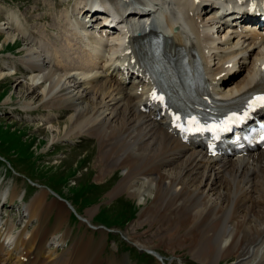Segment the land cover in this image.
<instances>
[{"label":"bare ground","instance_id":"bare-ground-1","mask_svg":"<svg viewBox=\"0 0 264 264\" xmlns=\"http://www.w3.org/2000/svg\"><path fill=\"white\" fill-rule=\"evenodd\" d=\"M89 1L95 3L97 0H73L71 7L55 14V25L60 30L58 39L61 38V43L51 44L47 51L50 53V60L47 62L46 75L43 73L44 59L40 61V53L36 50L39 46L36 49H24L25 55H22L20 64L29 73L25 78V89L29 96L21 102V108L33 111L37 108L35 101L38 99L47 110L46 117H38L46 122V129L52 136L50 145L59 140L69 141L74 136L86 133L91 124L90 131L98 134L105 147V158L110 162L120 158L119 165L127 168L126 175L114 191L126 186L129 194L138 198V204L147 206L151 201L146 209L152 218L148 232L154 230L156 222L161 224L162 229L157 230V233L165 232L172 239L188 229L192 238L187 241L188 246L199 249V254L208 253L206 256L210 258L213 256L215 264L220 263L223 258L218 255L219 251L222 254H235L236 262L232 264H256L255 261L264 259V150L242 157L227 158L225 161L215 157L204 160L198 150H189L188 144L181 142L169 130V115L166 111L163 113V108L157 105L159 102L147 112L140 110V102L144 101V96H149L155 81L165 95L173 97L171 106L175 109L183 107L187 101L203 104V95L198 92L200 90L190 86L195 61H198L200 71L193 78L202 76L207 88L213 90L219 101L245 97L264 84V78H260L258 69L264 63V32L255 28V20L241 12H236L230 26H225L217 14L214 0H153L154 3L150 5L152 11L140 16L130 14L128 17L123 15L120 0H102L112 3L125 20H148L150 13L163 17L165 23L158 28L159 31L153 25L144 26L141 28V37H130L131 51L126 56V47L122 48L124 39L121 33L113 31L111 35H106L103 34L104 27L97 30L83 21L89 14L81 9ZM131 1L137 5L151 0ZM122 7L127 8L125 3H122ZM135 7L141 9L139 6ZM238 15L240 17L236 19ZM228 20L227 17L224 21ZM7 25L0 24V32L18 30L25 40L28 39L27 31L22 25H15L13 20H8ZM173 25L178 29L174 31ZM212 25L217 30H212L211 34L218 38L210 36L209 26ZM125 26L130 27V22ZM158 34L164 41L161 48L162 59L156 58L155 51L151 48L150 58L148 57L150 64H147L146 69L141 63L145 58H140L137 45ZM15 40L14 35L7 33L0 51L3 45ZM89 48L99 51L92 54ZM87 53L89 60L84 62L82 58ZM91 55L95 56L91 59ZM11 61L6 59L2 62L1 78L15 74L12 73L14 63ZM11 100L12 96L9 95L3 100V104ZM81 102L87 107L77 108ZM113 106H118L117 110L112 109ZM54 109L71 112L63 129L52 121L54 117L50 111ZM110 114L111 118L120 117L117 124H106ZM114 138L117 140L114 141ZM164 167L178 169L182 175H169L171 171L165 173L162 171ZM211 171L216 173L211 174ZM237 171L241 174L235 173ZM258 176L263 180H255ZM233 180L238 190L234 193L237 196L234 203L232 204L234 195L219 193L218 196L226 207L233 206L231 211L217 209L213 204L208 206L210 199L206 200V197H202L203 192L193 188L205 183L217 193L223 184V188L229 185V192L232 193ZM241 182L243 184L240 186ZM245 184L250 187L247 189ZM42 194L47 192L43 191ZM16 195L17 192L13 190L11 197ZM56 208L57 222H60L65 203L56 199L48 203L41 195L36 196L27 205L26 211L30 220H38V228L32 234L19 232L9 239L8 246L4 239L11 232L12 224L8 220H1L0 264H101L95 259L90 261L92 253L88 252L87 243L83 245L85 254L81 251L84 258H79L75 263L68 261L71 259L70 253L64 252L56 256L45 251L50 228L41 225L42 216L46 210ZM246 211L251 216H246ZM221 212L222 217H218ZM231 212L234 215H226ZM240 215L242 220L238 218ZM85 221L88 223L89 219ZM125 236L128 241L135 242ZM211 239H215V243ZM145 245L143 248L150 249ZM78 247L81 249L82 245L73 248L80 250Z\"/></svg>","mask_w":264,"mask_h":264},{"label":"rangeland","instance_id":"rangeland-1","mask_svg":"<svg viewBox=\"0 0 264 264\" xmlns=\"http://www.w3.org/2000/svg\"><path fill=\"white\" fill-rule=\"evenodd\" d=\"M65 8H69V2H66V0H0V24H5L7 27L8 20H13L15 25H22V28L27 31L32 29L30 32L37 34H29L28 40L22 38L21 43L19 42L18 45H3L2 51H0V66L6 59H11L14 63L12 73L15 71V74L11 76L4 78L0 76V155L4 158L0 161V198L6 188L12 189L13 186L15 187L13 190L15 192L17 190L18 195L25 193L24 201L17 200V197L12 200L9 198L0 208V217L7 219L12 224L10 236L8 235V238L5 239V244L7 245V240L14 237L17 232L24 231L25 234H32L38 228L39 222L35 220L31 222L25 209L38 195L46 198L48 203L59 199L48 190V186H50L56 189L61 196L71 201L80 214L87 217L84 219L89 218L93 224L106 221L108 225L112 226L110 230H113V232H108L102 226L96 230L91 229L75 217L74 212L66 206L67 211L64 213V220L58 231L64 232L66 227L71 231L69 238H67V246L64 248L67 249L66 253L71 255V259H68L70 263H75L81 257L84 258L85 250L83 251V245L88 243V252L93 253V256L97 255V259L101 261V264H107L110 260L109 264L120 263V261L123 264H159L154 257L142 258V261L135 259L137 258L136 254L143 251L137 250L135 246L123 239L120 232L114 231L119 230L133 238L135 240V242L133 241L134 244L140 247L147 244L150 249H157L164 255L166 264H215L212 255L211 258L207 257L208 253L199 254V249H191L188 246L187 241L192 240L188 229H185L172 239L167 237L165 232L159 231L157 233V230L161 228V224L156 222L153 226L154 230L148 232L151 228L152 218L150 212L146 209L151 205V201L147 206L138 204V198L130 195L126 186L119 187V190L114 191L126 175L127 168L119 165L120 158L112 162L105 158V147L98 134L93 130V132L90 131L91 124L88 125L90 128L89 130L86 129V133L74 136L69 141L59 140L50 145L49 142L52 136L46 129V122L39 118L46 117L47 110L42 107L38 99L35 101L37 108H34L33 111L31 110L32 113L21 108V102L29 96V92L25 89L27 85V79L25 80V78L28 77L29 73L20 64L21 58L25 55L23 51L26 48L36 49V43L42 42V39L44 41L43 44H49L44 46L47 51L52 46L51 44L61 43V38L58 39L56 35L58 33L59 36L60 30L58 27H56V30H52L51 25L56 24L55 14L59 12L58 9L61 12ZM52 26L54 27V25ZM7 33H11L16 37L19 32L15 30L0 32V47L7 37ZM16 47L18 48L16 49ZM44 47H39L38 50ZM42 52L40 51L41 54ZM43 69L44 73H46L44 66ZM19 82H21L20 85L18 84ZM9 95L12 96L11 102L3 104V100ZM84 107L86 108L87 105L81 102L77 108ZM117 108L118 106H113L112 109L117 110ZM50 112L51 116L54 117L52 121L56 123L55 125H59L60 129H63L68 123V116L71 112L62 109H54ZM111 116L112 114L106 120V124H117L120 117L118 119L117 116L114 118H111ZM113 140L117 139L114 138ZM8 163H11L12 167H9ZM162 171H165V173L171 171L172 173L169 172L170 174H168L172 176L182 175L175 168L164 167ZM261 176L259 180H263ZM235 183V180H233L232 193L229 192V185L225 189L223 184L219 188L222 191L220 190L217 193L210 190L205 183L200 186L195 185L193 188L196 187V191L203 192L202 197H206V200L207 198L210 199L208 206L213 204L217 209L221 208L223 211H231L233 206L226 207L225 202H222L218 196L219 193L234 195L238 191ZM242 184L240 183V186ZM245 187L248 189L250 185L248 184ZM190 188L193 189L191 186ZM43 191L47 192V194H42ZM252 194L256 196L255 192H252ZM236 197L234 195L232 204ZM24 202H26V207ZM133 204L137 206V211L135 210L134 218L129 220L133 214ZM142 210L143 213L141 214ZM55 212H57L56 209L53 212L49 209L46 210L43 214L44 216H42L43 224L41 223V225L50 228L54 224L55 219L57 222L58 217L56 214L55 218ZM222 214L221 212L218 217H222ZM230 214L234 215L233 212L226 215L229 216ZM245 214L247 216L249 212L246 211ZM253 216L255 215L253 214ZM27 218L30 222H27ZM238 218L242 220L241 215ZM125 233H123L124 236L126 235ZM80 236L83 240L75 244L77 246L82 245V247L81 249L78 247L80 250L73 252V249H76L73 247L69 248V245ZM98 241L100 242L96 243ZM211 241L215 243V239H211ZM218 241L217 239L216 242ZM94 246H97V248H94ZM130 247L136 249L137 252L131 250L130 253ZM48 248H50L49 251L51 249L55 250V252L51 250L50 253L60 255H62L61 253L64 250H61V247L53 248L49 245ZM74 253L75 256L72 257ZM218 255H222L223 258L217 264H232L236 262V255L233 253L227 254L225 252L222 254V251H219ZM92 260L94 259L90 261ZM255 262L256 264H264V259H259Z\"/></svg>","mask_w":264,"mask_h":264}]
</instances>
